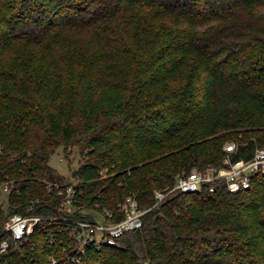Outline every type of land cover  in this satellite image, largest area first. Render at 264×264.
Instances as JSON below:
<instances>
[{"label": "trees", "instance_id": "trees-1", "mask_svg": "<svg viewBox=\"0 0 264 264\" xmlns=\"http://www.w3.org/2000/svg\"><path fill=\"white\" fill-rule=\"evenodd\" d=\"M227 141L233 159L264 148V0H0V224L62 214L46 181L72 183L49 164L70 147L71 217L116 220L129 194L148 209L81 264H264V175L155 204L181 170L219 164ZM47 234L12 264H48Z\"/></svg>", "mask_w": 264, "mask_h": 264}, {"label": "built area", "instance_id": "built-area-1", "mask_svg": "<svg viewBox=\"0 0 264 264\" xmlns=\"http://www.w3.org/2000/svg\"><path fill=\"white\" fill-rule=\"evenodd\" d=\"M226 155L219 164L209 163L205 166L193 165L183 169L175 176L171 186L154 191L155 204L161 202L170 192L185 193L208 191L215 192L223 186L230 192H238L250 187L253 176L264 175V148L256 147L250 158L233 159L231 153L236 150L234 142L224 146ZM67 153L71 152L68 147ZM65 157V152L63 154ZM60 197L58 210L60 216H44L38 213L6 212L0 224V262L12 264L15 250H23L26 242L36 231H46L50 252L48 264H81L87 247L113 245L125 232L141 227L143 214L148 210L141 208L136 196L129 194L119 202L118 219L115 213L105 211L100 214L93 210L94 218H73L69 215L78 202L76 184L60 183L58 180L46 181ZM0 207L6 211L11 192L10 182L0 186ZM154 204V205H155ZM34 248V246H32ZM61 255H60V253Z\"/></svg>", "mask_w": 264, "mask_h": 264}, {"label": "rangeland", "instance_id": "rangeland-1", "mask_svg": "<svg viewBox=\"0 0 264 264\" xmlns=\"http://www.w3.org/2000/svg\"><path fill=\"white\" fill-rule=\"evenodd\" d=\"M227 141L224 145H226ZM64 149L62 147L57 148L54 153H52L49 164L51 167L56 169L61 175L65 177H71V181L73 184H76L77 180L72 176V171L74 169L79 168L80 166V156L79 153L75 148H71V152H69V156L65 157L63 156ZM0 199L6 200V197L4 195H1ZM100 217V214H99Z\"/></svg>", "mask_w": 264, "mask_h": 264}, {"label": "water", "instance_id": "water-1", "mask_svg": "<svg viewBox=\"0 0 264 264\" xmlns=\"http://www.w3.org/2000/svg\"><path fill=\"white\" fill-rule=\"evenodd\" d=\"M75 174H76V169H74V170L72 171V176H75ZM0 192H1V189H0Z\"/></svg>", "mask_w": 264, "mask_h": 264}]
</instances>
